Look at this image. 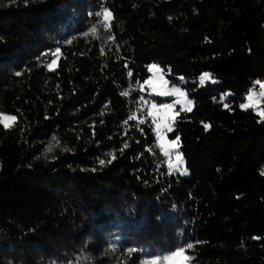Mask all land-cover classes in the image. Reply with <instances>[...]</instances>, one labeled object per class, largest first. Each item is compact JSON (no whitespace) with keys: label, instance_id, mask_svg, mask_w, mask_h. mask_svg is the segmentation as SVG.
<instances>
[{"label":"trees","instance_id":"trees-1","mask_svg":"<svg viewBox=\"0 0 264 264\" xmlns=\"http://www.w3.org/2000/svg\"><path fill=\"white\" fill-rule=\"evenodd\" d=\"M153 64L187 81L167 138L189 176L151 118L125 124ZM257 80L264 0H0V264H264V119L240 107Z\"/></svg>","mask_w":264,"mask_h":264},{"label":"snow or ice","instance_id":"snow-or-ice-1","mask_svg":"<svg viewBox=\"0 0 264 264\" xmlns=\"http://www.w3.org/2000/svg\"><path fill=\"white\" fill-rule=\"evenodd\" d=\"M96 16L102 17L103 21L106 22L110 19L111 13L107 9H104L103 13L97 12ZM105 27L107 29V24L105 25ZM92 31L95 32L96 29L93 28ZM109 39H112V37H109ZM58 53H60L59 47L56 48L54 52H52V55L55 57ZM55 63H56V59H53L51 61V63L48 65V67L51 68L52 65H54ZM152 70L159 71L160 69L157 65H152L150 67V71H152ZM127 74L129 77L132 76L131 71H128ZM17 75H19V73H17ZM182 79H183V77H181V80ZM211 79H212L211 74L204 73L199 78V82L201 85H203L206 80H211ZM212 82L215 83L214 80H212ZM164 83H165V85L167 84L166 81ZM143 85H149L151 87L152 92H154L158 95H161V96L176 95V96L182 97V98L186 97V93L181 91V89L179 87H174L170 90L157 91V89L154 86L153 81L151 79L145 80L143 82ZM143 85H140L141 90H143ZM254 85H259L260 91L258 93L256 91L255 87H253V89H251L249 91V93L246 95L247 102L240 104V107L244 110H247L249 108H256L257 105L261 102V98H264V82L257 80L254 82ZM121 95L128 96L129 92L123 91V92H121ZM140 103H141V106L138 107L134 112H132L129 115V117L125 121V124H128L129 121H137L138 124H144L146 122V120L144 118H139L137 116V112L143 113L144 117L151 118V123L153 125H155V135L157 138V147L160 149L163 157L165 158V163L167 165L168 173L172 174L173 172H175V173H178L180 175H187L186 168L182 167V164H183L182 155L177 152L175 155V160L173 161V159H172V151L177 146V143L179 141V137H177L176 140H174V141H168L166 139V136H165V131L170 132L172 130L171 123H172L174 117L168 116L167 123H162L160 120V114L161 113H164V114L171 113L172 110L174 109L175 105L172 103L157 105L155 102H149V101L145 100L144 97H140ZM176 103H180V100H177ZM188 103L191 104L190 101ZM145 105L148 106L147 112L143 111V108ZM225 107H227V105H225ZM187 110L190 111L191 108L188 107ZM175 115H179V113H175ZM258 115L262 119H264V110H258ZM15 119H16L15 116H11V117L5 116V117H3L2 120H0V123L4 122L6 120L14 121ZM5 127H8V125L5 124ZM206 127H207V125H206ZM53 139L55 140V137H53ZM123 147L127 148L128 145L125 143L123 145ZM47 151L51 152L52 146H49ZM149 151H151V149H149ZM107 155L111 157V159L108 161L109 163H111V160H114L116 158L114 153H112V152H109ZM99 164L104 165L105 161L103 159H101V160H99ZM261 174L264 175V172H262ZM187 247L192 248L193 245L188 244ZM184 251H185L184 249H179L176 252L165 256L163 258L165 264H168V262H170V261H174L178 257H183V259H185V260L189 259L188 257L184 256ZM156 264H159V261H157Z\"/></svg>","mask_w":264,"mask_h":264},{"label":"rangeland","instance_id":"rangeland-1","mask_svg":"<svg viewBox=\"0 0 264 264\" xmlns=\"http://www.w3.org/2000/svg\"><path fill=\"white\" fill-rule=\"evenodd\" d=\"M110 18H111V17H110ZM109 20H110V19H109ZM109 20H108V21H109ZM153 65H155V64H153ZM151 66H152V65H151ZM151 66H150V67H151ZM158 67H159V66H158ZM159 69H160L159 71H155V70L150 71L151 76H150V78H149V79H151V80L153 81V84H154V86L156 87L157 91H160V90H170V89H172V88H174V87H179V88L181 89V91L185 92L184 89L182 88V85H184V84L187 83L186 80H182L181 83H179V84H171V83L166 79V77H165V75H164V73H163V71L161 70L160 67H159ZM212 80H213V79H211V80H206L205 83H204L203 85H207L208 83H213ZM165 81L167 82L166 85H165V83H164ZM198 81H199V80H198ZM262 82H264V81H262ZM199 84H200V82H199ZM200 85H201V84H200ZM142 91H143V94H145L144 99L147 100V101H149V102H155L157 105L168 104V103H172V104L175 105V107H174V109L172 110L171 113H167V114L161 113V114H160V120H161L162 123H167L168 116H172V117H174V119H173V121H172V123H171V128H172V129H174V124H175L176 117H177V115H175V113H179V112H178V109H180L181 111H189V110H187L188 107H190L191 110H192V108H193V102L189 99V97H188L187 94H186V97H183V98H182V97H178V96H176V95L161 96V95H158V94L152 92L151 87H150L149 85H143V90H142ZM256 91L259 93V91H260V87H259V85H257V89H256ZM185 93H186V92H185ZM177 100H180V103H176ZM189 101L191 102V104L188 103ZM246 102H247V100H246ZM246 102H245V103H246ZM146 108H147V110H148V106H147V105H146ZM249 109H254V111H255L256 113H258V110H264V98H261V102L257 105L256 108H249ZM5 116H7V117H11V115L4 114V115H2V119H3V117H5ZM14 122H15V120H14V121H12V120H6V121L3 122V124H4V125L7 124L8 126H11ZM153 126H154V129H155V125H153ZM171 131H172V130H171ZM171 131H170V132H171ZM168 133H169L168 131H165V136H166V139H167L168 141H170V140L167 138V134H168ZM177 152H178L179 154H181V152H180V150H179V147H178V144H177V146H176V147L173 149V151H172V159H173V161L175 160V155H176ZM181 155H182V154H181ZM182 159H183V157H182ZM182 167H183V168H186V164H185L184 159H183ZM186 170H187V168H186ZM174 173H175V172H174ZM189 175H190V173H189V171L187 170V175H183V176H189ZM178 250H179V249H178ZM176 251H177V250H176ZM176 251H175V252H176ZM172 253H174V252H172ZM172 253L166 254V255H164V256H160V257L152 258V259H150V261H148V264H156L157 261H159V264H165L163 258H164L165 256H167V255L172 254ZM184 256H186L185 252H184ZM186 257H187V256H186ZM168 264H189V263H188L187 260L183 259V257H178V258H176L174 261H170V262H168Z\"/></svg>","mask_w":264,"mask_h":264}]
</instances>
